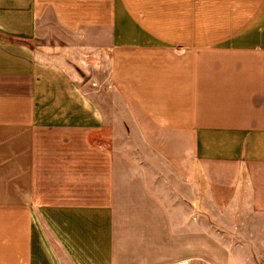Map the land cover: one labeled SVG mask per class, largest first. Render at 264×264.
I'll return each mask as SVG.
<instances>
[{
    "label": "crops",
    "instance_id": "obj_1",
    "mask_svg": "<svg viewBox=\"0 0 264 264\" xmlns=\"http://www.w3.org/2000/svg\"><path fill=\"white\" fill-rule=\"evenodd\" d=\"M207 212L263 264L264 0H0V264L209 263Z\"/></svg>",
    "mask_w": 264,
    "mask_h": 264
},
{
    "label": "rangeland",
    "instance_id": "obj_2",
    "mask_svg": "<svg viewBox=\"0 0 264 264\" xmlns=\"http://www.w3.org/2000/svg\"><path fill=\"white\" fill-rule=\"evenodd\" d=\"M94 72H99V69H93ZM165 149V148H163ZM210 216V236H211V259L207 263L201 260H195L191 264H255L260 261L250 257V249L255 247L251 243L253 238L250 233V227H237L232 225L228 220L229 226L223 225L220 220V212H207ZM206 213V214H207ZM232 220V219H231ZM231 224V225H230ZM205 227L199 226L197 229H204ZM234 230L237 232L234 233ZM213 240V241H212ZM224 246L226 248L227 258H224V251L219 250L217 246ZM264 264V260H261Z\"/></svg>",
    "mask_w": 264,
    "mask_h": 264
}]
</instances>
